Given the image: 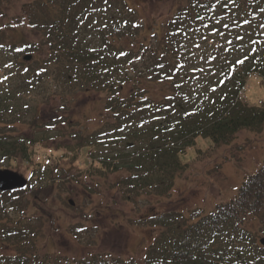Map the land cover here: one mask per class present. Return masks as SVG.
<instances>
[{
  "label": "trees",
  "instance_id": "trees-1",
  "mask_svg": "<svg viewBox=\"0 0 264 264\" xmlns=\"http://www.w3.org/2000/svg\"><path fill=\"white\" fill-rule=\"evenodd\" d=\"M177 2L155 29L127 0H0V168L26 162L34 197L58 180L56 167L36 160L40 138L16 128L21 120L35 127L36 117L23 110L24 98L43 85L49 72L66 93L96 94L105 113V126L96 133H72L76 143L68 152L79 155L87 147L90 155L99 143L126 144L99 163L92 159L86 172L96 178L123 172L108 185L131 194L142 188L170 192L188 165L180 150L200 135L217 146L243 128L263 129L264 102L245 103L239 93L251 74L264 79V34L258 23L264 20V0ZM14 4L20 10L9 15ZM19 26L34 30L38 38L31 43L6 39L5 31ZM246 26H252L246 28L250 43L243 45ZM213 27L233 35L231 41L200 49L198 42ZM229 47L238 50L220 51ZM27 49L35 52L29 60L20 57ZM245 57L243 65L235 64ZM16 191L17 197H6ZM26 192V187L0 191V264H138L136 258L110 252L80 259L49 249L44 240L51 233L45 225L58 220L56 210L41 205L39 213L28 216L22 199H14ZM41 198L35 201L41 204ZM156 220L158 231L144 252L147 264H264L259 242L264 235V161L212 210L194 208L185 214L171 209Z\"/></svg>",
  "mask_w": 264,
  "mask_h": 264
},
{
  "label": "rangeland",
  "instance_id": "rangeland-1",
  "mask_svg": "<svg viewBox=\"0 0 264 264\" xmlns=\"http://www.w3.org/2000/svg\"><path fill=\"white\" fill-rule=\"evenodd\" d=\"M127 2L138 10L145 25H155V29L172 15L179 3L177 0ZM7 10L9 15L18 13L20 4H14ZM258 23L264 34V27H261L264 20ZM247 27L252 28H243V45L250 43ZM37 35V32L27 26L5 31L6 39L23 43L33 42L38 38ZM235 35L233 43L236 44L238 41ZM232 37L233 35H227L213 27L209 28L207 38L198 44L203 50L206 47H215L221 42L224 45L231 41ZM231 50L238 48L229 47L220 51L228 55ZM26 53L35 55L34 51L27 49L20 57ZM207 66L209 65L206 64L205 68L208 69ZM59 84L62 83L54 74L49 72L45 75L43 85L33 87L24 98L27 103L22 104L23 110L28 112L27 117H36L35 127L25 120L16 123L18 131L35 139L40 138V142H36L39 152L36 160L56 167L58 180H55L51 190L42 192L41 195L38 193L39 196L32 195L35 186L33 183V186L26 187V193H18L19 199L14 198L18 201L22 199L21 204L27 207L28 216L39 213L41 205L46 207L48 204L56 210L58 220L47 221L45 228L51 233V237L44 240V244L56 252H64L65 255L80 259L92 257L97 252H110L125 258H136L138 264H147L144 261V252L158 231L157 224L154 225L157 218L171 209L180 210L185 214H189L194 208H201L203 212L212 210L216 202L233 195L242 180L249 173L256 171L264 161V127L260 130L243 128L231 141L217 146H213L211 138L200 135L192 145L180 150L182 161L188 165L184 173L177 176L170 192L158 193L154 191L155 188H142L139 193L131 194L126 188L108 185L110 181L124 174L123 172L104 178H96L86 172L92 159L99 163L100 159L112 153L113 148H124L126 144L109 146L106 142L99 143L93 146L94 153L92 151L90 155L87 147L80 150L79 155L68 152L71 145L76 143L72 133H96L105 123V113L96 94L82 90H68L66 93L63 87L60 89ZM239 97L245 103L264 102L263 77L256 73L250 75ZM44 126H50V130L43 132ZM104 126L105 124L102 125ZM63 129L71 133L64 132ZM13 169L30 178L31 168L26 162L19 163ZM68 174L71 175L69 179ZM107 179L109 180L106 184L104 181ZM16 195L17 191L6 193V197H17ZM41 196V204H38L35 198ZM70 198L74 201L72 205L69 204ZM6 205H9V202H6Z\"/></svg>",
  "mask_w": 264,
  "mask_h": 264
},
{
  "label": "water",
  "instance_id": "water-1",
  "mask_svg": "<svg viewBox=\"0 0 264 264\" xmlns=\"http://www.w3.org/2000/svg\"><path fill=\"white\" fill-rule=\"evenodd\" d=\"M31 57V53L24 55L25 59H30ZM27 183L28 178L19 171L11 168H0V190L24 187ZM70 201H72L71 198ZM260 242L264 245V236L260 237Z\"/></svg>",
  "mask_w": 264,
  "mask_h": 264
},
{
  "label": "snow or ice",
  "instance_id": "snow-or-ice-1",
  "mask_svg": "<svg viewBox=\"0 0 264 264\" xmlns=\"http://www.w3.org/2000/svg\"><path fill=\"white\" fill-rule=\"evenodd\" d=\"M262 11H264V9H262ZM225 27H227V25H224ZM32 27H35V25H32ZM261 27H264V23L261 24ZM0 47H3V45H0ZM19 51V49H18ZM121 55H125V53H121ZM248 57H245L244 59H238L237 61H235V64L237 65H243L245 63V60H247ZM6 67H10V65H6ZM7 79V77H5V80ZM80 231H82V229H78Z\"/></svg>",
  "mask_w": 264,
  "mask_h": 264
}]
</instances>
